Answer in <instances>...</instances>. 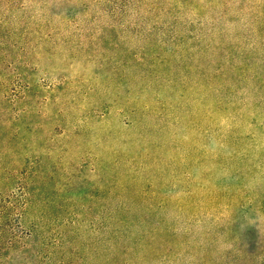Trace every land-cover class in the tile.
Here are the masks:
<instances>
[{
	"label": "rangeland",
	"instance_id": "374dc122",
	"mask_svg": "<svg viewBox=\"0 0 264 264\" xmlns=\"http://www.w3.org/2000/svg\"><path fill=\"white\" fill-rule=\"evenodd\" d=\"M0 264H264V0H0Z\"/></svg>",
	"mask_w": 264,
	"mask_h": 264
}]
</instances>
